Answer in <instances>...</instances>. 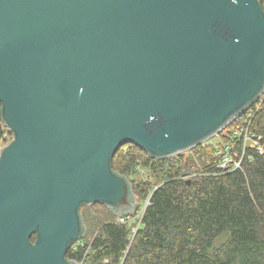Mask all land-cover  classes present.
<instances>
[{
    "label": "water",
    "instance_id": "obj_1",
    "mask_svg": "<svg viewBox=\"0 0 264 264\" xmlns=\"http://www.w3.org/2000/svg\"><path fill=\"white\" fill-rule=\"evenodd\" d=\"M263 92L260 0H0V264H80L83 204L135 212L120 146L182 154Z\"/></svg>",
    "mask_w": 264,
    "mask_h": 264
},
{
    "label": "trees",
    "instance_id": "obj_2",
    "mask_svg": "<svg viewBox=\"0 0 264 264\" xmlns=\"http://www.w3.org/2000/svg\"><path fill=\"white\" fill-rule=\"evenodd\" d=\"M257 102L231 124L250 115L262 152L247 149L250 158L244 154L236 169L218 168L211 144L166 158L120 146L111 167L129 179L134 214L148 197L140 224L133 232L135 224L117 222L103 204H83L106 214L86 219L89 231L66 257L81 264H264V102ZM5 134L12 135L0 115V139ZM140 168L148 179L132 178Z\"/></svg>",
    "mask_w": 264,
    "mask_h": 264
},
{
    "label": "built area",
    "instance_id": "obj_3",
    "mask_svg": "<svg viewBox=\"0 0 264 264\" xmlns=\"http://www.w3.org/2000/svg\"><path fill=\"white\" fill-rule=\"evenodd\" d=\"M264 1V0H263ZM264 102V92L259 97L258 102L259 105ZM256 103V104H257ZM249 110V108L247 109ZM249 116L247 118H243L242 121L237 122L234 125H229V127L224 128L221 132L214 135L213 137H219V142L216 144L210 143V139L202 142L200 145L205 146L211 144L214 148L213 150V157L217 162L218 168L226 169L227 167L231 169L239 168L241 165L242 158L244 154L250 158V154L247 153V149H256L257 152H262V144L260 143L261 136L251 130L249 125ZM212 137V138H213ZM148 204V197L144 200V203L133 215H122L116 216L117 222L126 223L131 222L134 225L133 232L140 224V219L144 210V207ZM78 240L75 242L71 248L75 249L78 244H82ZM80 263V262H79Z\"/></svg>",
    "mask_w": 264,
    "mask_h": 264
},
{
    "label": "rangeland",
    "instance_id": "obj_4",
    "mask_svg": "<svg viewBox=\"0 0 264 264\" xmlns=\"http://www.w3.org/2000/svg\"><path fill=\"white\" fill-rule=\"evenodd\" d=\"M231 125V124H230ZM229 126H227V128H228ZM12 138V135H10V134H5V136H4V138H2V139H0V149L3 147V146H5L9 141H10V139ZM210 143H212V144H216L217 142H219V137L217 136H215V137H213V138H211L210 139V141H209ZM134 180H144V179H148V171L146 170V169H142V168H140L139 170H138V172H137V174L136 175H134L133 177H132ZM136 199V198H135ZM137 200V199H136ZM144 203V201H142V203L141 204H143ZM142 206V205H141ZM104 211H103V209H101V207L100 206H95V207H93V206H82V215H83V222H84V224H85V232H87V231H89V228L87 229L86 227V219H88L89 217H92V216H99V215H103L104 213H103ZM106 214V213H105ZM84 237V236H83ZM82 237V238H83ZM80 242H82V240L80 241ZM81 264V263H80Z\"/></svg>",
    "mask_w": 264,
    "mask_h": 264
}]
</instances>
